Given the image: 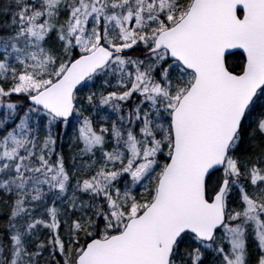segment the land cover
Masks as SVG:
<instances>
[{
	"label": "snow or ice",
	"instance_id": "1",
	"mask_svg": "<svg viewBox=\"0 0 264 264\" xmlns=\"http://www.w3.org/2000/svg\"><path fill=\"white\" fill-rule=\"evenodd\" d=\"M0 264H264V0H0Z\"/></svg>",
	"mask_w": 264,
	"mask_h": 264
}]
</instances>
